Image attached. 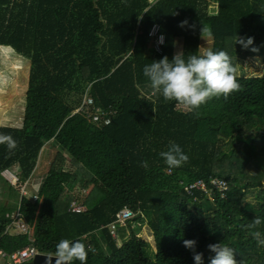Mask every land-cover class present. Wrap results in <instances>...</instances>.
I'll return each mask as SVG.
<instances>
[{
    "label": "trees",
    "instance_id": "trees-1",
    "mask_svg": "<svg viewBox=\"0 0 264 264\" xmlns=\"http://www.w3.org/2000/svg\"><path fill=\"white\" fill-rule=\"evenodd\" d=\"M154 25L167 37L164 53L149 49ZM237 37L253 44L245 49ZM204 38L235 66L241 57L264 65V0H0V48L31 63L23 126H0L18 141L12 153L0 145V179L18 170L26 184L46 143L57 151L38 200L19 206L35 224L40 253L51 255L69 239L86 245L87 264H195L183 245L195 240L203 264L215 243L233 248L237 264H264V246L252 236L264 235V223L246 227L255 217L264 221V73L238 77L240 91L194 112L152 96L143 75L164 56L200 55ZM89 88L97 105L116 110L110 125L74 114ZM169 142L189 157L171 170L159 155ZM212 178L227 181L226 197L189 194L196 181ZM74 200L88 210L71 212ZM125 208L135 216L119 245L107 227ZM1 212L0 247H27L28 235L6 232L11 219Z\"/></svg>",
    "mask_w": 264,
    "mask_h": 264
},
{
    "label": "clouds",
    "instance_id": "clouds-1",
    "mask_svg": "<svg viewBox=\"0 0 264 264\" xmlns=\"http://www.w3.org/2000/svg\"><path fill=\"white\" fill-rule=\"evenodd\" d=\"M186 24L185 20L180 26ZM202 31L210 34L206 27H202ZM235 43L247 49L253 44V38L237 37ZM251 50L258 51L256 48ZM143 75L149 81L147 87L152 96H162L165 102L175 101L186 112H194L214 97L223 96L226 99L231 93L241 90L238 69L223 50L205 49L200 55H189L187 59L183 51H179L171 61L164 56L158 62L145 65ZM0 145H6L9 153H12L18 148V141L9 134L0 133ZM159 155L169 170L183 166L189 159L175 142H169L167 150L161 151ZM141 166L147 169V161H141ZM262 223L264 221L260 217H255L246 227L256 228ZM252 236L258 245L264 246V235L261 232L255 231ZM183 245L193 250L195 264H203V253L195 252V240H184ZM207 248L215 253L210 258V264H237L233 248L221 243L209 244ZM87 256L88 251L83 242L62 239L56 245L55 252L46 257L47 264H52L53 258L55 264H73L74 261L87 264Z\"/></svg>",
    "mask_w": 264,
    "mask_h": 264
},
{
    "label": "built area",
    "instance_id": "built-area-1",
    "mask_svg": "<svg viewBox=\"0 0 264 264\" xmlns=\"http://www.w3.org/2000/svg\"><path fill=\"white\" fill-rule=\"evenodd\" d=\"M147 43L149 45L150 51H152L153 53H164V47L167 44V37L165 33H162L159 25H154L152 27L147 36ZM74 114L81 115L90 123L99 126H107L112 123L113 117L116 114V110L112 109L111 107L104 108L97 105L96 101L90 94L89 88L85 92L81 104L74 111ZM2 175L10 186H12L13 188H18V190L20 191L21 201L23 198H31L33 201L38 200L37 195L31 196L29 194L26 188L27 183L22 185L18 175L10 171H6ZM187 190L189 194L194 195V191L196 190L198 192L206 193L209 196H212L217 190L222 197H226L229 190V185L225 180L212 178L210 181V185H207L204 181L199 180L196 181L191 187L187 188ZM69 208L71 212L74 213H84L88 210L87 206L78 200L72 201ZM6 216L11 219L9 225L7 226L6 232L27 234L30 244L27 247L17 250L13 253H8L6 250L0 247V261L7 262V264H25L28 262H32L35 256L40 253L34 245L35 224H29L28 222H26L19 209L15 214H7ZM134 216V212H132L130 209L125 208L117 213L114 222H112L107 227L109 228L112 236L115 238L116 242L119 245H122V236H120V234H122V231H125L126 240L127 238H129L131 232L128 227V223L132 221ZM141 233L142 231L139 234ZM139 234L137 235L138 237H140Z\"/></svg>",
    "mask_w": 264,
    "mask_h": 264
},
{
    "label": "rangeland",
    "instance_id": "rangeland-1",
    "mask_svg": "<svg viewBox=\"0 0 264 264\" xmlns=\"http://www.w3.org/2000/svg\"><path fill=\"white\" fill-rule=\"evenodd\" d=\"M210 39L204 38L202 43V51L210 49ZM31 63L22 54H19L11 47L0 48V126L21 128L24 121V113L26 109V91L28 88V78L30 73ZM236 67L238 69V77H261L264 73V65L261 60L256 59H241L237 60ZM51 143L43 147L37 166V177L45 176L51 164L55 161L57 151L52 152V159H48L49 152L52 151ZM49 148H48V147ZM46 147V148H45ZM48 161L50 164H48ZM0 181V187H1ZM1 190V189H0ZM5 191V190H1ZM7 191V190H6ZM10 193L18 202L21 199L19 191L14 189ZM1 197L4 194H0ZM5 199V198H4ZM2 206V207H1ZM2 208V209H1ZM17 206H13L10 202L8 206H3L0 202V213L3 211H12L15 214ZM12 214V213H10ZM139 236H143V231ZM121 245V244H120ZM0 264H7V262L0 261Z\"/></svg>",
    "mask_w": 264,
    "mask_h": 264
},
{
    "label": "crops",
    "instance_id": "crops-1",
    "mask_svg": "<svg viewBox=\"0 0 264 264\" xmlns=\"http://www.w3.org/2000/svg\"><path fill=\"white\" fill-rule=\"evenodd\" d=\"M210 44H211V41H210ZM46 144H48V143H46ZM50 147L52 148V151H50L49 152V155L47 156L49 160L52 159V156H53L52 155V152L54 151V148L51 145H50ZM46 162L48 164H50L48 161H46ZM6 171H10V172H12V173H14V174H16L18 176L20 174L18 170H15V171H13V170H6ZM47 173H46V175H47ZM46 175L45 176L43 175V178L41 177L42 175L37 177V169H36L35 173L31 177V179L27 182V185H26V188H27V190H28V192H29V194L31 196L36 195L38 193V191L40 190V187H41V185L43 183V180L45 179ZM0 181H1V184H2L1 187H0V189L1 190L2 189L5 190V191H1L0 190V194H4L2 197L0 195V202H2L3 206H8L9 203L12 202L13 203V206H17V209L15 210V212H17V210L19 209V204H20L21 199H19V201L17 202L15 200V197H13V195L10 193V190L11 189H14V190H16L18 192L19 191L18 188H15V187L13 188L12 186H9L8 182L3 177V175H2V178L0 179ZM22 185H24V184H22ZM19 193H20V191H19ZM6 212H7V214H10V213H13V210L12 211H6ZM0 215H1V213H0Z\"/></svg>",
    "mask_w": 264,
    "mask_h": 264
},
{
    "label": "water",
    "instance_id": "water-1",
    "mask_svg": "<svg viewBox=\"0 0 264 264\" xmlns=\"http://www.w3.org/2000/svg\"><path fill=\"white\" fill-rule=\"evenodd\" d=\"M49 256L48 254H42L39 253L35 256V258L32 260V264H47V257ZM52 264H55L54 258L52 260Z\"/></svg>",
    "mask_w": 264,
    "mask_h": 264
}]
</instances>
